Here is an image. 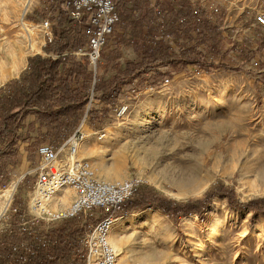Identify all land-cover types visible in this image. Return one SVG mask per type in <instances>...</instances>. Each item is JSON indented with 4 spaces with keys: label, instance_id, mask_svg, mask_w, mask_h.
<instances>
[{
    "label": "rangeland",
    "instance_id": "1",
    "mask_svg": "<svg viewBox=\"0 0 264 264\" xmlns=\"http://www.w3.org/2000/svg\"><path fill=\"white\" fill-rule=\"evenodd\" d=\"M25 2L0 0V34L5 25L21 34L18 20ZM204 2L202 8L212 21L221 23L227 39L221 65L227 63L235 68L219 65L205 71L179 63L158 66L147 75L119 84L113 103L103 102L101 92L91 87L83 107L85 113L92 98L85 126L92 125L97 134L103 132L105 136L98 139L84 126L88 135L78 148L77 158L89 160L99 179L118 181L137 175L142 180L137 191L177 204L202 199L212 188L218 191L204 212L186 214L176 221L151 206L124 214L123 231L116 234L115 224L110 231L118 264H264V211L254 212L246 206L264 199V180L257 178L264 163V28L254 24V15L264 12V0ZM132 4L131 0H123L118 10H131ZM28 8L23 20L34 33L36 49L26 52L25 62L35 55L48 56L42 21H50L52 35L51 28L57 26L62 10L52 11L46 0H32ZM63 9L67 10L65 6ZM122 33L123 29L115 25L95 70L88 66L103 82H111L116 68L123 70L127 61L137 59L131 48L119 44ZM75 52L71 54L77 60L84 58ZM165 79L169 81L167 85H160ZM151 85L157 89L138 98L131 94L132 89ZM120 105L127 106L122 121L113 115ZM37 122L36 137L31 143L35 148L39 131L45 132L38 116ZM23 150H28L32 161L24 163L27 173L19 183L12 179L0 189V210L6 199L3 191L12 183L13 204L26 210L38 157L34 148ZM199 170L208 175L207 181L195 177ZM12 171L13 168L8 170V177H12ZM62 194L66 200L59 198ZM73 199L74 192L65 188L48 207L62 210ZM214 203L217 207H213ZM233 203L245 206L234 207ZM103 212L74 217L80 218L83 228V234L76 238L79 258L84 254L81 239ZM64 221L39 222L35 227L50 230ZM12 223L13 220L3 235L9 233Z\"/></svg>",
    "mask_w": 264,
    "mask_h": 264
},
{
    "label": "trees",
    "instance_id": "2",
    "mask_svg": "<svg viewBox=\"0 0 264 264\" xmlns=\"http://www.w3.org/2000/svg\"><path fill=\"white\" fill-rule=\"evenodd\" d=\"M46 1L52 11L62 9L57 26L51 28L52 39L46 41L44 51L48 56L28 57L26 69L19 77L0 87V186L8 177L7 168L18 164V131L29 113L35 112L40 126L45 128L44 133L39 131L36 148L30 149L37 150L42 142L57 149L79 126L91 87L101 92L103 102L113 103L119 84L147 75L158 66L179 63L205 71L219 65L236 67L221 65L227 43L222 25L212 21L199 4L190 0H131V10L120 12L117 8L116 25L123 29L119 44L131 48L137 59L127 61L123 70L116 68L111 82H103L88 70L85 58L77 60L71 54L87 43L84 23L67 20V10L63 9L73 0ZM215 194L218 191L212 188L202 199L177 204L141 190L118 209L103 212L101 218H118L151 206L176 221L186 214L204 212ZM246 206L254 212L264 211V199ZM80 222V218H72L50 230H37L32 225L24 231L14 218L9 233L0 234V264H84V254L78 257L76 245L77 236L83 234Z\"/></svg>",
    "mask_w": 264,
    "mask_h": 264
},
{
    "label": "built area",
    "instance_id": "3",
    "mask_svg": "<svg viewBox=\"0 0 264 264\" xmlns=\"http://www.w3.org/2000/svg\"><path fill=\"white\" fill-rule=\"evenodd\" d=\"M120 1L73 0L69 7L65 6L71 21L84 23L87 43L74 54L84 57L91 70H95L101 50L118 22L117 8ZM254 24L264 28V12H257L254 15ZM50 27L48 19L42 21V28L48 41L52 39ZM168 82L165 79L160 85L166 86ZM156 89L157 86L154 85L145 86L142 90L132 89L131 94L138 98ZM91 101L92 98L85 106L81 123L64 144L57 149L48 144L38 146L36 152L38 161L34 168L35 180L26 210L21 211L13 204L12 194L8 196L0 210V234L14 218L24 231H29L32 225L39 222L54 223L74 218L80 213L116 210L137 192L142 181L137 175L124 180L105 181L97 177L96 169L89 160L77 158L78 148L88 135L83 126L87 122ZM126 111L127 106L120 105L113 110V115L122 121ZM104 136L103 132L97 134L98 139ZM65 188L74 192V199L65 209H50L49 202ZM115 220L116 218L112 216L99 218L83 236L81 244L84 250V264H118L116 252L109 242V234Z\"/></svg>",
    "mask_w": 264,
    "mask_h": 264
},
{
    "label": "bare ground",
    "instance_id": "4",
    "mask_svg": "<svg viewBox=\"0 0 264 264\" xmlns=\"http://www.w3.org/2000/svg\"><path fill=\"white\" fill-rule=\"evenodd\" d=\"M31 1L32 0H26L25 5L21 10V14L19 15L20 17L18 20V26L21 30V34L15 31L9 25L3 26L5 29L0 34V85L5 82L9 77H17V75H19V72L25 65V60L23 59V57L26 52L29 53L36 49L35 43L33 41L34 33L32 32L31 27H28L23 20L27 9H29L28 7ZM262 158H264V156H262L261 159ZM195 177L201 179L202 182L207 181L208 179V175H202L200 170L196 173ZM257 178L259 180H264V163H262L258 171ZM13 188L14 184H9V186L4 189L3 196H5L6 198L10 196L11 192H13ZM54 198L49 202L48 205H52V203L55 202ZM59 198L62 200L67 199L64 194H62V196H60ZM214 206L217 207V204L214 203L213 207Z\"/></svg>",
    "mask_w": 264,
    "mask_h": 264
},
{
    "label": "crops",
    "instance_id": "5",
    "mask_svg": "<svg viewBox=\"0 0 264 264\" xmlns=\"http://www.w3.org/2000/svg\"><path fill=\"white\" fill-rule=\"evenodd\" d=\"M190 1L192 3H195V2L198 3L201 7H204L206 5L204 0H190ZM26 66H27V61L25 62L24 67L20 71V74L26 69ZM19 75H17V77H19ZM17 77H14V78H17ZM14 78H11V79H14ZM11 79H9V80H11ZM2 85H0V87ZM38 126H39V124L37 122V115L35 113L28 114L27 117L23 120L22 126L18 131V133L20 135V138L17 141V145H18L17 148L18 149L16 148L17 154H19V156H20L19 157V163L15 167L10 166L7 168V171L9 169L13 168L12 177H7V178L3 179V183L0 186V189L2 187L4 188L12 179H16L15 184L19 183L20 179H22L25 176V174L27 173L26 171L23 170L24 163L30 164L33 157L30 158V156H28V150L22 151V148L23 147L25 149L30 148L31 143L33 142L34 138L36 137V129L38 128ZM31 127H34V128H31ZM85 128L87 129V131H91L92 134L98 133V132L94 131L96 129H93L92 125L91 126L86 125ZM36 151L37 150H35V155H36ZM114 223H115V227L114 226L113 227L116 230V234L123 231V215L116 218Z\"/></svg>",
    "mask_w": 264,
    "mask_h": 264
}]
</instances>
